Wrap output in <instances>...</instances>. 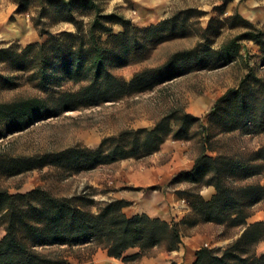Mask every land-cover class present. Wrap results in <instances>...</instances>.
Listing matches in <instances>:
<instances>
[{
  "label": "rangeland",
  "instance_id": "obj_1",
  "mask_svg": "<svg viewBox=\"0 0 264 264\" xmlns=\"http://www.w3.org/2000/svg\"><path fill=\"white\" fill-rule=\"evenodd\" d=\"M93 1L95 7L72 2L68 10L58 0H0V49L12 52L10 57L0 60V189L16 194L41 187L53 196H84L88 201L83 204L93 213L106 202L117 199L119 191L148 192L152 187L139 186L132 176L141 169L164 163L170 153L158 150L148 156L129 155L88 168L62 165L55 161V156L72 147L95 151L107 137L118 136L127 129H151L165 115L182 110L200 120L193 124L188 139L169 137L167 140H177L187 146L194 160L204 152L213 157H249L264 145V134L249 133L244 128L229 130L225 124L226 107L220 106L211 115L219 99L239 88L250 72L264 80V50L258 44L242 39L238 55L230 56L223 51L226 44L247 31L243 22L231 19L235 12L264 30V0ZM97 12L111 14L114 19L125 17L132 23L128 38L120 40L130 47L127 64L120 66L122 58L115 60L114 57L108 62L109 69L127 81L145 69L165 66L178 52L196 49L197 60L172 63L170 78L117 101L57 113L39 112L37 116H26L23 107L15 111L3 106L38 97L50 100L46 105L51 107L53 97L63 91L77 90L81 83L56 77L54 53L39 54L31 50L24 53V49L29 44H43L48 36H41L42 31L54 35L75 32V24L63 20V15L87 24ZM175 17L180 23L174 32L150 30L152 25ZM110 25L114 33L124 31L119 24ZM36 156L46 158L34 168H28L29 164L22 161ZM178 174L170 183L178 188L177 192L201 194L206 187V179L174 183ZM259 180L254 178L243 183ZM183 196L182 200L190 206L187 195ZM260 210H264V202L254 207V214ZM214 225L212 232L217 244L212 248L220 250L234 243L245 230V226ZM99 248H104L103 242L92 240L83 246L47 245L37 249L53 260L66 259V264H76L69 263L66 257L87 258L88 252ZM161 249H167L166 244L153 248L150 255ZM251 250L263 253L264 240Z\"/></svg>",
  "mask_w": 264,
  "mask_h": 264
},
{
  "label": "trees",
  "instance_id": "obj_2",
  "mask_svg": "<svg viewBox=\"0 0 264 264\" xmlns=\"http://www.w3.org/2000/svg\"><path fill=\"white\" fill-rule=\"evenodd\" d=\"M72 2L95 7L93 0H58L59 5L68 10ZM63 18L75 24V32L64 31L54 35L50 31H42L41 36L46 34L48 39L43 44H29L24 53L30 50L39 54L54 53L56 77L81 83L79 88L53 97L51 107L46 105L50 100L38 97L16 100L3 106L15 111L23 107L26 116H37L39 112L57 113L64 109L117 101L126 95L151 89L170 78L172 63L197 60L194 55L196 49L178 52L165 66L145 69L127 81L114 74L108 62L114 57L115 60L122 58L120 66L127 64L130 47L121 41L128 38L133 29L129 19H114L111 14L101 15L99 12L87 24L73 16L63 15ZM231 19L243 22L247 31L226 44L223 47L225 53L238 55L242 39L252 40L264 50V30L239 12H235ZM179 23L175 17L152 25L150 30L174 32ZM110 24H119L124 31L114 33ZM11 55L10 49H0V60ZM218 103L211 115L217 113L220 106L226 107L228 120L225 124L229 130L244 128L249 133L264 134L262 78L250 72L239 88L231 90ZM199 120L184 110L172 112L151 129L124 130L118 136L105 138L95 151L72 147L56 155L55 161L88 168L98 162L111 163L129 155L148 156L158 151L169 137L188 139L193 124ZM43 158L46 157L22 158V161L29 164L28 168H34ZM254 178L260 180L243 183ZM203 179H206V186L215 187V194L207 200L199 193L179 191L180 197L187 195L191 207V214L180 222L151 217L146 213L129 217L123 210L126 201L119 199L106 202L97 213H93L83 204L88 201L84 196H53L41 187L16 194L0 189V264H66V259L53 260L37 248L47 245L80 246L92 240L102 241L109 256L131 264L149 256L153 248L163 243L169 251L177 249L182 242L181 226L191 227L200 222L245 226V230L223 250L202 247L197 251L195 264H264V252L257 254L251 250L264 240V220L248 223L254 207L264 202V145L249 157H213L204 152L196 158L194 168L179 173L174 183ZM135 248L139 250L126 254Z\"/></svg>",
  "mask_w": 264,
  "mask_h": 264
},
{
  "label": "crops",
  "instance_id": "obj_3",
  "mask_svg": "<svg viewBox=\"0 0 264 264\" xmlns=\"http://www.w3.org/2000/svg\"><path fill=\"white\" fill-rule=\"evenodd\" d=\"M159 153H170L169 158L162 164L153 165L141 169L132 178H136L141 187H152L148 192L142 193L119 191L117 199L126 201L124 212L129 216L146 213L151 217H160L167 221L180 222L191 211L179 196L177 189L170 186L173 178L183 171H191L195 160L190 156L187 146H182L177 140L164 142ZM216 190L214 186H206L201 194L207 200L211 199ZM256 220H264V210L257 211L249 219L248 223ZM215 223L200 222L188 228L181 226L182 242L175 250L161 249L156 254L144 256L131 264H195L197 251L204 246L210 248L217 244V238L212 229ZM83 246V245H80ZM84 250V249H83ZM139 249H131L126 254H132ZM87 258L75 256L66 257L68 262L76 264H125L122 259L109 256L105 248H99L87 253Z\"/></svg>",
  "mask_w": 264,
  "mask_h": 264
}]
</instances>
